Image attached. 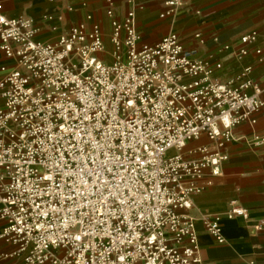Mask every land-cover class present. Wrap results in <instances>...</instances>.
<instances>
[{
    "label": "built area",
    "instance_id": "obj_1",
    "mask_svg": "<svg viewBox=\"0 0 264 264\" xmlns=\"http://www.w3.org/2000/svg\"><path fill=\"white\" fill-rule=\"evenodd\" d=\"M190 1L164 0L158 18L172 26L151 44L141 0H105L103 17L69 24L0 1V239L16 264H204L186 210L196 181L221 172L235 127L264 108V51L249 30L222 45L225 59L198 56L183 41ZM202 135L212 144L189 146ZM220 217L264 228L231 200L200 220L217 242Z\"/></svg>",
    "mask_w": 264,
    "mask_h": 264
},
{
    "label": "crops",
    "instance_id": "obj_2",
    "mask_svg": "<svg viewBox=\"0 0 264 264\" xmlns=\"http://www.w3.org/2000/svg\"><path fill=\"white\" fill-rule=\"evenodd\" d=\"M0 1L8 15L37 17L47 10L63 12L65 24L80 21L87 12L93 13L95 19L101 18L106 4L105 0H64L60 10H56V4L48 0ZM141 4L137 11L138 27L143 40L151 44L166 35L172 24L158 18L164 0H141ZM68 7L73 9H66ZM181 18L187 27L183 41L200 57L212 52L220 60L225 59L227 52L222 45L235 43L241 33L249 30L260 33L264 51V0H193L185 4ZM194 28L205 36L203 45L190 35L189 31ZM214 36L218 37V42H214ZM4 61L0 53V64ZM255 68L264 70V62ZM254 118L257 122L253 126L243 122L235 127L236 140L228 142L224 148L228 159L221 172L212 175L207 170L196 181L201 189L194 194L191 208L186 210L195 219L204 264H264V228L257 230L253 219L220 217L223 242L215 241L200 222L206 215L221 214L231 200L247 207L255 216L264 214V141L253 139L254 134L264 133V108L254 114ZM206 144L212 143L204 135L189 142V146ZM13 250V244L0 239V264H16L10 255Z\"/></svg>",
    "mask_w": 264,
    "mask_h": 264
}]
</instances>
